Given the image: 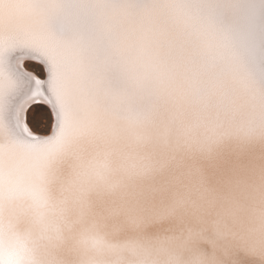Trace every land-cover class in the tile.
I'll return each instance as SVG.
<instances>
[{"label": "snow or ice", "instance_id": "6c2138e0", "mask_svg": "<svg viewBox=\"0 0 264 264\" xmlns=\"http://www.w3.org/2000/svg\"><path fill=\"white\" fill-rule=\"evenodd\" d=\"M0 264H264V0H0Z\"/></svg>", "mask_w": 264, "mask_h": 264}]
</instances>
